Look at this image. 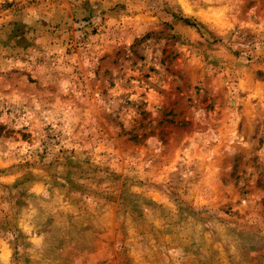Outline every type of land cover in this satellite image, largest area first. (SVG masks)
Listing matches in <instances>:
<instances>
[{"label": "clouds", "instance_id": "9594fccd", "mask_svg": "<svg viewBox=\"0 0 264 264\" xmlns=\"http://www.w3.org/2000/svg\"><path fill=\"white\" fill-rule=\"evenodd\" d=\"M260 243L264 0H0V264H256Z\"/></svg>", "mask_w": 264, "mask_h": 264}, {"label": "rangeland", "instance_id": "374dc122", "mask_svg": "<svg viewBox=\"0 0 264 264\" xmlns=\"http://www.w3.org/2000/svg\"><path fill=\"white\" fill-rule=\"evenodd\" d=\"M175 91L179 93L180 88H177ZM197 91H199V89H197ZM191 103L192 100L189 98L187 100V104L190 105ZM209 107H211V105H209ZM185 112L186 104L184 100L177 95L176 100L162 111L159 121L152 129L153 134L158 133L161 139L172 137L177 129L185 127L182 119ZM143 128L144 125H141V129ZM132 141L134 143L138 142L136 134L132 135ZM234 163L235 166L238 167L240 158L236 157ZM252 247L259 251V255L254 258L256 260V264H264V243L253 244Z\"/></svg>", "mask_w": 264, "mask_h": 264}]
</instances>
